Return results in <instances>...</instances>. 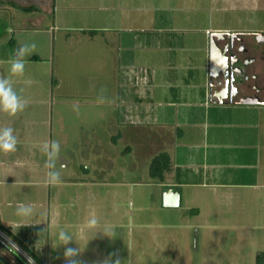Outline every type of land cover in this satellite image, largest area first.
<instances>
[{
    "label": "crops",
    "instance_id": "crops-1",
    "mask_svg": "<svg viewBox=\"0 0 264 264\" xmlns=\"http://www.w3.org/2000/svg\"><path fill=\"white\" fill-rule=\"evenodd\" d=\"M117 1V7L121 9L118 14L93 15L90 21L95 24L77 30L84 34L88 32L90 40L101 34L103 44L116 54L113 58L116 59L114 91L117 95L114 111L107 122L116 129L111 135L112 143L118 145L121 129H158L159 135L154 141L159 142V151L167 152L171 161L164 183L158 184L147 173L141 177L134 167L121 170L98 167L94 178L89 177L86 168L80 176L68 172L60 183L49 185L45 182L47 169L44 162H29L31 153L24 154V145L29 141H37L31 142L37 146L41 144L35 137L38 136L36 130L39 131L44 122L26 129L25 124L29 126V123H25L21 115L17 116L19 120L12 122L4 123L0 119V127L10 126L17 140L14 152H0V225L25 246L31 247L43 261L49 256L43 254L42 227L51 223L56 225L60 219L57 205L50 202L51 190L57 185L71 186L80 181L79 186L104 188L135 180V184L154 188L152 204L159 206L161 188L164 185L179 186L177 208L185 210L183 207L187 202L181 197L185 188H192L195 192H192V200L201 199L205 206L221 207L223 203L224 221L220 223L229 224L225 231L233 234L234 239L240 236L242 241V248L234 254L239 256V261L233 264H257L255 256L264 252V105L213 104L206 91V78L209 33L264 32V0ZM52 2L0 0V7L11 6L22 12L39 14L49 12ZM172 4L173 11L165 16L168 5ZM27 7L32 10H23ZM219 10L235 12L240 16V23L234 27L231 24L212 27L213 20L208 16ZM200 23L203 26L198 25ZM190 33L198 34L199 38H190ZM179 36L187 38L179 42ZM131 51H134L132 56ZM138 56L145 58L143 64L138 62ZM172 60L174 68L169 63ZM169 70H174L173 75H169ZM31 132L34 139L29 136ZM85 151L88 153V149ZM125 176L126 181L120 179ZM29 188L33 189L26 190ZM18 203L31 204L33 215L25 219L15 216ZM190 209L197 210L196 217L203 214L194 204ZM199 222L195 228L197 234L202 227H209L204 218ZM174 223L169 220L168 227L177 229ZM25 224L34 226L31 234L22 228ZM6 251L3 252L8 254ZM9 255L13 263H7L0 252V264H16L12 254Z\"/></svg>",
    "mask_w": 264,
    "mask_h": 264
},
{
    "label": "rangeland",
    "instance_id": "rangeland-1",
    "mask_svg": "<svg viewBox=\"0 0 264 264\" xmlns=\"http://www.w3.org/2000/svg\"><path fill=\"white\" fill-rule=\"evenodd\" d=\"M117 2L53 0L49 12L39 14L22 12L11 6L0 7V77L9 76L8 59L14 49L28 42L36 44L33 54L26 58L24 75L11 77L14 88L26 101L25 108L11 116L0 113V119L4 123L12 122L19 120L17 116L21 115L23 121L29 123V126L25 124L26 129L44 122L41 129L36 130L38 136L35 139L38 137L41 144L59 143L55 168L61 178L68 172L80 176L86 168L89 177L94 178L98 167L120 170L134 167L144 177L150 159L160 152L159 142L154 141L159 135L158 129H121L118 145L112 143L111 135L116 129L107 122L114 111L117 95L114 91L116 59L113 58L116 54L103 44L101 34L90 40L88 32L84 34L77 30L95 24L90 21L93 15L118 14L121 9ZM168 6L165 16L174 8L173 4ZM209 15L213 20L212 27H221V24L234 27L240 23V16L235 12L219 10ZM174 18L178 22L177 17ZM190 34V38H199L198 34ZM183 38L187 37L179 36V42ZM137 60L141 64L145 62L141 56ZM169 63L174 65L173 60ZM168 72L173 75L174 70ZM100 96H103L102 102L98 99ZM29 136L34 139L32 132ZM31 142L24 145V154L31 153L29 162L42 164L45 156ZM120 179L126 181L127 176ZM134 181L104 188L79 186L80 181H77L71 186L52 188L50 202L57 205L60 222L44 225L40 233L44 236L43 254L49 256V261L44 258L42 261L31 247L5 229L1 228L8 239L0 238L9 246L14 244L16 251L12 250L25 260L28 256L33 264H66L65 246H58L61 230L74 239L66 247L79 246L82 251L75 257L78 264H103L105 260L113 264H233L239 261V256L234 254L242 248V241L240 236L234 239L233 234L225 231L229 224L220 223L224 221L223 203L221 207L205 206L201 199L192 200V188H185L181 196L187 202L183 207L185 210L181 207L168 210L152 204L153 187ZM192 203L201 209L203 214L199 217H196L197 212H190ZM203 218L204 222H209V227H202L197 234L195 228ZM92 220L95 224L90 227ZM169 220L176 222L174 228L177 226V229L168 227ZM33 227L32 224L22 226L28 234L32 233ZM3 251L0 248L7 263H13L11 252Z\"/></svg>",
    "mask_w": 264,
    "mask_h": 264
},
{
    "label": "flooded vegetation",
    "instance_id": "flooded-vegetation-1",
    "mask_svg": "<svg viewBox=\"0 0 264 264\" xmlns=\"http://www.w3.org/2000/svg\"><path fill=\"white\" fill-rule=\"evenodd\" d=\"M216 46L225 57V69L206 78L210 100L226 105H264V32L224 31ZM209 44V43H208Z\"/></svg>",
    "mask_w": 264,
    "mask_h": 264
},
{
    "label": "clouds",
    "instance_id": "clouds-1",
    "mask_svg": "<svg viewBox=\"0 0 264 264\" xmlns=\"http://www.w3.org/2000/svg\"><path fill=\"white\" fill-rule=\"evenodd\" d=\"M36 48L35 42L25 43L14 49L8 59L9 76L0 77V113L8 115H15L23 111L26 105L24 97L13 86V79L11 77H22L25 73L26 58L33 54ZM101 102L103 96L98 98ZM75 110V106H74ZM17 140L13 133V129L8 127H0V152L8 153L16 150ZM40 151L45 156L44 167L47 169L45 174V182L49 185H55L61 182L59 171L55 168V159L60 151V145L57 142H45L38 146ZM14 215L18 218L25 219L33 215V206L31 204L18 203L14 210ZM95 221L89 222V226H93ZM105 234V233H104ZM107 235V234H106ZM108 236V235H107ZM60 242L58 246H65L63 257L66 264H78L75 257L82 252L78 247H66L71 241H74L71 234L61 230L57 237ZM15 249L14 244L9 246V251ZM28 264H33L31 258L28 259ZM103 264H113L110 260L103 261ZM119 264V262H116Z\"/></svg>",
    "mask_w": 264,
    "mask_h": 264
},
{
    "label": "water",
    "instance_id": "water-1",
    "mask_svg": "<svg viewBox=\"0 0 264 264\" xmlns=\"http://www.w3.org/2000/svg\"><path fill=\"white\" fill-rule=\"evenodd\" d=\"M224 32H210L208 35V67L207 74L208 77L216 78L218 75L219 69L226 66L224 55H220L216 42L225 35ZM209 98V97H208ZM213 104H221V100H210ZM244 105H252L250 102H243ZM180 199V187L179 186H169L164 185L161 188V206L164 208H177L179 206Z\"/></svg>",
    "mask_w": 264,
    "mask_h": 264
},
{
    "label": "trees",
    "instance_id": "trees-1",
    "mask_svg": "<svg viewBox=\"0 0 264 264\" xmlns=\"http://www.w3.org/2000/svg\"><path fill=\"white\" fill-rule=\"evenodd\" d=\"M23 10L31 11L32 8L27 7V8H24ZM170 169H171V161H170V157L168 153L165 151H160L156 153L155 155H153V157L150 159L149 164H148L147 176L150 179L155 180L158 184H163L165 181V174L168 173ZM190 212L196 213L197 210L190 209ZM1 228L2 229H5V228L2 225H0V231L3 232ZM0 246L4 250L11 252L16 264H28L27 261L21 255L17 254L12 249L9 251V245L6 244L1 238H0ZM255 262L257 264H264V252H260L255 256Z\"/></svg>",
    "mask_w": 264,
    "mask_h": 264
},
{
    "label": "built area",
    "instance_id": "built-area-1",
    "mask_svg": "<svg viewBox=\"0 0 264 264\" xmlns=\"http://www.w3.org/2000/svg\"><path fill=\"white\" fill-rule=\"evenodd\" d=\"M0 236L1 237H5V238H7V236L2 232V231H0ZM8 239V238H7ZM25 257H27L26 258V260H28L29 259V257L28 256H25Z\"/></svg>",
    "mask_w": 264,
    "mask_h": 264
}]
</instances>
